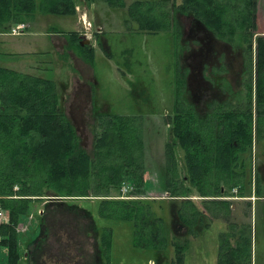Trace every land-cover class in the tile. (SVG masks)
<instances>
[{
    "label": "trees",
    "instance_id": "trees-1",
    "mask_svg": "<svg viewBox=\"0 0 264 264\" xmlns=\"http://www.w3.org/2000/svg\"><path fill=\"white\" fill-rule=\"evenodd\" d=\"M94 1L85 0L88 5ZM102 1L112 8L124 9L122 0ZM176 1H136L126 9L124 21L132 23L136 32L158 34L176 27V15L189 12L219 38L247 44L251 60L255 0ZM76 6L77 0H0V34H10L17 25L31 23L36 12L72 17ZM55 34L65 37L69 50L85 56L89 64L94 62L93 49L81 45L83 38L79 33L73 30ZM174 34L177 42L178 34ZM257 62L262 73V39H257ZM177 78L176 71L175 84L179 82ZM182 85L181 81L177 83L173 113L164 119L171 141L165 147L159 176L162 191L168 193L171 201L179 203L174 213L176 228L192 227L198 221L200 213L196 206L184 199L193 191L198 197H224L241 184L243 173L238 170V160L251 147L253 133L251 85L245 103L232 112H218L220 123L208 128L206 146L198 116L191 107L187 108L182 97ZM261 92L264 95L263 82L255 91L257 96ZM64 97L62 88L52 79L0 66V210L7 213V223L0 224V247L6 250L7 264H18L20 259L17 226L28 220L32 204L45 198H55L61 206L71 208L80 220L88 219L93 229L95 225L84 210L63 201L96 200L101 219L132 225L134 247L156 252L170 247L173 249L170 263L183 264L185 247L150 209L148 201L155 199H145L151 185L144 179L147 169L142 118L95 115L92 147L86 151L67 117ZM256 114L257 119L264 116V101L260 102V98L256 100ZM261 125L257 121V136L262 132ZM176 149L182 151L181 160L174 156ZM123 186L128 188L129 199H122ZM204 202L211 204V209L218 207L214 209L216 216L220 210L230 212L231 204L227 201ZM52 206L46 205L37 215L41 231ZM85 226L80 231L84 232ZM96 231L99 249L106 256L111 247V231L106 228ZM39 238L31 239L26 246L35 244ZM218 264H251L249 235H242L235 242L222 239Z\"/></svg>",
    "mask_w": 264,
    "mask_h": 264
},
{
    "label": "rangeland",
    "instance_id": "rangeland-1",
    "mask_svg": "<svg viewBox=\"0 0 264 264\" xmlns=\"http://www.w3.org/2000/svg\"><path fill=\"white\" fill-rule=\"evenodd\" d=\"M136 1L140 0H123L124 9H119L112 8L102 0L84 7L85 0H77L78 12L75 18L36 12L31 24L24 25L23 32L19 35L9 34V45H13V59L2 61L6 59V55L0 45V65L56 81L65 94L67 117L79 137L81 147L86 151H90L92 147L93 112L112 116L140 114L143 120L144 163L147 169L144 179L151 185L145 199H155L148 201L150 209L163 219L171 235L182 243V229L179 226L176 230L177 222L174 218L179 203L171 201L168 193L165 194L159 185L164 146L171 136L169 128L164 125V118L173 113L174 90L177 86V83L174 85L177 70L175 45L180 48L182 43L180 41L174 45L171 34L141 35L134 32L135 26L124 20L126 9ZM259 4L256 33L264 34V0H259ZM238 12L239 10L237 15ZM83 17H86V23L89 21L93 25L91 37H83L81 42V45L93 48L94 62L91 64L84 59L85 56L65 47V37L55 34L56 31L75 30ZM212 47L215 51L221 48L218 44ZM229 48L235 61V71L238 62H241L238 55L240 48L235 45ZM184 59L185 56L183 61ZM191 75L198 83L196 65L194 69L191 65ZM226 77L229 80L232 74L227 72ZM200 89L202 90L201 84ZM188 92L194 104L199 102L200 91L195 85L191 83ZM174 156L181 160L182 151L176 149ZM250 169L251 178L249 181L247 178L248 182L244 184V196H252L256 184L264 196V167L261 169V179L256 184L252 175L257 174L258 167L254 169L251 166ZM125 189L123 186L122 196L128 195V189ZM45 199L47 200L33 203L28 220L16 228L20 253L18 264H171L172 248L168 247L163 252L137 249L133 244L132 225L129 222L101 219L96 200L63 201L66 205L73 204L84 210L95 225L93 229L88 219L80 220L75 216L74 210L61 206L63 204L57 199ZM194 199L193 202L199 207L200 201ZM233 202L236 216L233 214L231 219L240 221L239 214L245 207L241 205V201ZM46 205L54 206L50 207L52 212H47L44 220L46 226L41 231L37 215L41 214ZM4 213L5 218L0 220V224L7 223V213ZM251 222L252 264H264V201L257 199L253 203ZM226 223L218 219L208 222L211 225L210 231L204 235V240L190 241L188 257L185 256L183 264H215L217 231L222 230L221 226L225 227ZM83 225H87L84 232L80 231ZM96 228L100 232L105 228L111 231V247L106 256L99 249ZM45 229L46 237L43 239ZM35 237L40 238L35 244L26 246ZM0 264H7L6 250L3 247H0Z\"/></svg>",
    "mask_w": 264,
    "mask_h": 264
},
{
    "label": "flooded vegetation",
    "instance_id": "flooded-vegetation-1",
    "mask_svg": "<svg viewBox=\"0 0 264 264\" xmlns=\"http://www.w3.org/2000/svg\"><path fill=\"white\" fill-rule=\"evenodd\" d=\"M96 1V0H95ZM94 1V2H95ZM123 1V0H122ZM140 1H149V0H140ZM177 0L176 2H179ZM103 2V1H102ZM104 3V2H103ZM92 4V3H91ZM90 4V5H91ZM84 3V7L90 6ZM259 0H255L256 7V16L254 25L255 27L250 31L252 34V58L250 60L248 56L249 47L247 44H243L235 39L234 42H229L227 40L219 38L217 35L212 33L209 29H207L199 19L194 18L189 14V12L182 13L176 15V27H171L168 32H161L169 36L171 34L173 36L172 41L175 42V34H178L177 44L181 41L182 46L176 47V57H177V73L178 78L182 82V97L187 105V108H192L193 111L196 112L198 119L201 123V132H202V140L203 144L206 146L207 141L209 140L208 128L212 126H216L220 123L218 117H220V110H223V114L227 112H232L234 109L238 107V105L245 103L248 98L249 86L252 87V99H253V133H252V144L250 148H246L244 152L240 155L238 160V170L243 173L242 182L238 187L233 188L228 191L227 195L224 197H198L195 191L189 194V197L184 198L192 202L197 210L200 213L198 221L192 227L185 225L180 227L183 233L182 245L185 247L183 261L185 256L188 257V246L191 240H204V235L210 231L211 225L208 222L212 223L215 220H220L222 223H226L225 227H222V230L217 231V245H216V262L218 264V258L221 253V241L224 238L228 240H232L233 242L239 241V237L242 235L248 234L250 237V245H251V264H252V208L253 203L258 200L264 201V196L262 192L259 191V188L256 184V181L261 179V169L264 167V116L257 119L256 114V100L260 98V102L264 101L263 92H261L260 96H257L256 87L258 84L263 82L264 84V68H262V73H259V67L257 62V39L264 40V34H259L257 31L258 28V16H259ZM86 10V8H85ZM76 12H78L77 6L75 7V15L72 17H76ZM86 18V17H85ZM88 21V20H87ZM88 27L85 28L81 23H78L75 26V32L79 33V35L83 37L90 38L92 35L93 25L88 21ZM78 27V28H77ZM79 29V31H76ZM101 30V28L99 29ZM98 32V31H97ZM136 32V27L134 29ZM141 35H156V34H148L146 32L141 33ZM159 34V33H158ZM59 35V34H56ZM61 36V35H59ZM79 36V37H80ZM84 39V38H83ZM66 42V48L68 49V41L64 39ZM215 44L220 46V50L215 51L212 46ZM239 44V45H236ZM238 46L240 51H238V55L241 59V62H238V68L233 71L234 68V59L231 55L230 48L231 46ZM92 48V47H91ZM223 48V49H222ZM93 49V48H92ZM223 51H222V50ZM69 50V49H68ZM180 51V53H179ZM194 51L196 53H194ZM185 59L183 61V57ZM230 58V59H229ZM181 60V63L179 64ZM191 65L194 69V65L198 67V75L196 78H199V82L196 83V79L191 75ZM181 68V69H180ZM253 68V71H252ZM194 71V70H193ZM227 72L232 74V77L228 80L226 77ZM192 77V81H191ZM195 85L200 91V100L199 102H195V104L190 100V95L188 94V89H190V84ZM200 84L202 85V90L200 89ZM174 85L175 80H174ZM210 90V92H208ZM93 95H92V103H93ZM94 104V103H93ZM92 104V105H93ZM199 106V107H198ZM100 114L93 112L92 120L95 121V115ZM107 114V113H105ZM244 114H247L245 111ZM138 116L141 117L139 114ZM168 115H166L167 117ZM165 119V118H164ZM143 121V120H142ZM259 121L262 125L261 134L257 136L256 132V123ZM95 124V123H94ZM94 124L92 126L94 127ZM164 125L169 128V125L165 123ZM145 139V138H144ZM171 141V136L168 137L167 143ZM164 146V161H165V147ZM256 143L258 145H256ZM145 148V147H144ZM164 164V163H163ZM257 168V174L252 175V178H255V191L252 196L245 197L243 194V190H245V185L251 178V169ZM163 167V165H162ZM161 167V169H162ZM160 169V174H161ZM248 178V181L246 180ZM187 185V184H186ZM185 185V186H186ZM127 190L128 188L125 187ZM224 191V190H221ZM128 193V190H127ZM235 194V195H234ZM196 198L200 201V206L198 207L193 201ZM123 199H129L126 196ZM154 199V198H153ZM227 201L231 204L230 212L226 214L223 210L218 212L216 216L214 209L216 207L211 204L205 203L204 201L215 202V201ZM238 200L241 201V205L245 207V210L242 208L240 212V221L237 219H231L232 215L236 216V207L233 201ZM202 206V209H201ZM210 208V211L207 209ZM178 230V228H176ZM203 233V235H201ZM233 238V239H232ZM184 263V262H183Z\"/></svg>",
    "mask_w": 264,
    "mask_h": 264
},
{
    "label": "crops",
    "instance_id": "crops-1",
    "mask_svg": "<svg viewBox=\"0 0 264 264\" xmlns=\"http://www.w3.org/2000/svg\"><path fill=\"white\" fill-rule=\"evenodd\" d=\"M31 24V23H28V25ZM21 25V24H20ZM24 25V24H22ZM28 30V28H27ZM11 35L9 34H0V45H2V51L5 53L6 55V59H2V61H7V60H10V59H13V45L10 44V38ZM1 67H4V68H8L7 66H2L0 65ZM9 69V68H8ZM12 70V69H11Z\"/></svg>",
    "mask_w": 264,
    "mask_h": 264
},
{
    "label": "built area",
    "instance_id": "built-area-1",
    "mask_svg": "<svg viewBox=\"0 0 264 264\" xmlns=\"http://www.w3.org/2000/svg\"><path fill=\"white\" fill-rule=\"evenodd\" d=\"M86 18H81L80 19V23L85 27V28H87L88 27V25H89V23H86V20H85ZM23 29H24V25H17L14 29H12V31H11V35H19V33H21L22 31H23ZM122 199H123V197H122ZM5 218V213L4 212H2L1 210H0V220L1 219H4Z\"/></svg>",
    "mask_w": 264,
    "mask_h": 264
},
{
    "label": "water",
    "instance_id": "water-1",
    "mask_svg": "<svg viewBox=\"0 0 264 264\" xmlns=\"http://www.w3.org/2000/svg\"><path fill=\"white\" fill-rule=\"evenodd\" d=\"M77 30L79 31V29H77ZM77 30H76V31H77ZM81 38H82V37H81Z\"/></svg>",
    "mask_w": 264,
    "mask_h": 264
}]
</instances>
